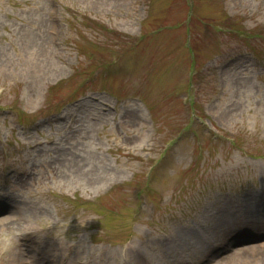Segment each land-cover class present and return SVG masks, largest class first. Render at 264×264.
Here are the masks:
<instances>
[{
    "label": "rangeland",
    "instance_id": "rangeland-1",
    "mask_svg": "<svg viewBox=\"0 0 264 264\" xmlns=\"http://www.w3.org/2000/svg\"><path fill=\"white\" fill-rule=\"evenodd\" d=\"M0 201L66 229L21 239L32 264L258 248L264 0H0Z\"/></svg>",
    "mask_w": 264,
    "mask_h": 264
},
{
    "label": "clouds",
    "instance_id": "clouds-1",
    "mask_svg": "<svg viewBox=\"0 0 264 264\" xmlns=\"http://www.w3.org/2000/svg\"><path fill=\"white\" fill-rule=\"evenodd\" d=\"M17 193L29 205L32 203L30 194L25 195L19 191ZM46 213V211L35 213L29 211L22 218L15 221L9 218H0V264H32L31 259L23 255V249L20 246L21 239L31 234L35 235L38 240H41L43 233L47 229H50L53 224L58 226L55 236L60 239L62 244L64 243L66 229L63 230L62 235H57V233L61 232L62 225ZM12 216L14 214L9 215V217ZM80 264H88V261L84 257H81Z\"/></svg>",
    "mask_w": 264,
    "mask_h": 264
},
{
    "label": "bare ground",
    "instance_id": "bare-ground-1",
    "mask_svg": "<svg viewBox=\"0 0 264 264\" xmlns=\"http://www.w3.org/2000/svg\"><path fill=\"white\" fill-rule=\"evenodd\" d=\"M0 218H9L12 220H19L20 218L23 217L24 214H26L28 212V207L26 205H20V203H17L15 201V203L13 204V202H5V201H0ZM245 210L247 211L248 214L252 215L253 213L257 212L258 210L255 208L254 205L251 204V199L246 201L245 204ZM5 213V215H1L2 213ZM12 217H9V215H13ZM259 233L258 235H262L260 233H264V221H260L257 223L256 225V231H254L253 233ZM251 233V232H249ZM191 236L194 237L195 234H197L194 231H188V233ZM242 232H239V236L236 237L237 241H243V237H242ZM244 236L248 237L249 235L244 233ZM198 236V235H197ZM28 239L32 238V235H28L27 236ZM228 241L231 240L230 238L227 239ZM259 241H264V239H261ZM235 243V242H234ZM236 244V243H235ZM244 246H241L238 250V255L239 256H233L230 258V264H264V260L261 258L262 255H264V242L262 243H257L258 248H251L248 249L249 247H251L249 244H243ZM248 245V246H247ZM132 250V249H131ZM212 250H216L214 247H212ZM57 252H59V250H56V252L54 253L55 255L57 254ZM135 255V261L136 264H146V257L144 256V253L142 251H135L134 252ZM260 255V257H259ZM259 257V258H258ZM261 259V261H260Z\"/></svg>",
    "mask_w": 264,
    "mask_h": 264
}]
</instances>
